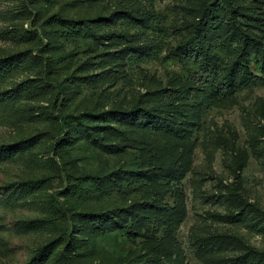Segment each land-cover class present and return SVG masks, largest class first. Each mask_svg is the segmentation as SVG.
<instances>
[{"label":"rangeland","instance_id":"374dc122","mask_svg":"<svg viewBox=\"0 0 264 264\" xmlns=\"http://www.w3.org/2000/svg\"><path fill=\"white\" fill-rule=\"evenodd\" d=\"M212 4L239 11L247 61L239 32L203 23ZM9 91L0 264H67V245L73 264L242 255L213 250L220 236L264 253L233 191L264 212V0H0Z\"/></svg>","mask_w":264,"mask_h":264},{"label":"trees","instance_id":"16d2710c","mask_svg":"<svg viewBox=\"0 0 264 264\" xmlns=\"http://www.w3.org/2000/svg\"><path fill=\"white\" fill-rule=\"evenodd\" d=\"M214 4L209 6L208 8L203 10L204 14H209V18L207 19L204 17V22L205 26L208 28L209 31H212L213 33L218 32L221 28H224L226 26H230L235 29L236 32H239L242 37V45L239 46L238 49V56L236 63H243L244 61L248 60V54H247V46L246 43L249 41V36L246 34V32H243L242 26L237 22L236 17H238L239 11L237 9L232 8L228 14V21H220L216 17L218 15L217 13L219 12L218 9H213ZM210 11L212 13L210 14ZM52 69L48 70L47 66V71L45 67V71L43 74V81L46 87L48 88H54L58 90L59 92L61 91L60 86L58 84L54 83L51 78H52ZM15 91H9L4 94L0 95V103L7 101L8 99L14 98V95H10L14 93ZM50 110L54 111L56 108V103L51 102L50 103ZM33 140L27 141L32 142ZM233 191L236 194L237 199L240 201L242 204V209L240 210V213L237 216V219L234 222H243L249 225L251 228H253L255 231L262 232L264 233V212L257 207L255 204L249 203L246 201L242 195H240L235 189ZM250 210V211H249ZM248 215L252 216V219L248 218ZM213 250L219 252H222L223 250H228V249H233L238 252H241L242 255L238 256L237 258H233L230 261L227 260L226 262L228 264H264V253L261 252L259 249L252 247L248 244H246L243 240L233 237V236H220L217 237L213 241ZM210 250H203V257L205 258L209 254ZM39 257L43 255V251H40L38 253ZM64 257L66 259L67 264H73L70 256L68 255V245L64 249ZM38 258H35L31 260V264H35L36 260ZM224 262L223 264H226Z\"/></svg>","mask_w":264,"mask_h":264}]
</instances>
